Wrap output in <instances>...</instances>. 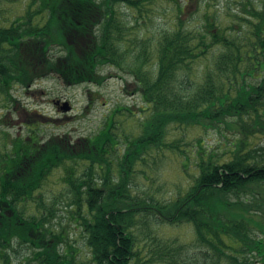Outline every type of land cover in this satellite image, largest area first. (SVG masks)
<instances>
[{
  "label": "trees",
  "instance_id": "trees-1",
  "mask_svg": "<svg viewBox=\"0 0 264 264\" xmlns=\"http://www.w3.org/2000/svg\"><path fill=\"white\" fill-rule=\"evenodd\" d=\"M153 1L31 0L25 14L0 24L2 107L18 112L13 84L29 86L49 75L66 85L99 82V68L114 65L133 78L149 111L139 121L141 131L123 139L121 155L112 117L96 134L79 138L62 133L41 139L32 129L27 136L4 132L0 264H10L13 243L26 245L35 264H73L66 231L55 220L62 215L60 202L80 227L93 264H145L154 256L161 264H264V146L255 141L264 140V0L229 3L221 14L224 24L217 19L219 1L200 0L199 27L189 26L190 15L184 14L189 2L193 14L199 0H166L175 15L171 28L160 31L155 48L140 36L138 51L132 39L133 48L122 50L120 43L131 27L119 6L140 12ZM213 46L222 52L212 54L211 65L191 80V65ZM7 114H1V124L8 122ZM25 114H35L33 120L42 117L33 110ZM181 123L213 129L224 136L226 147L207 149L200 138L194 145L188 139L173 141L186 173L182 184L161 199L133 193L143 156L167 145L169 125ZM184 143L190 150L182 148ZM55 171H62L64 190L44 195L41 189ZM148 223H187L193 241L156 238L150 256L143 255L141 262L143 247L134 231Z\"/></svg>",
  "mask_w": 264,
  "mask_h": 264
},
{
  "label": "rangeland",
  "instance_id": "rangeland-1",
  "mask_svg": "<svg viewBox=\"0 0 264 264\" xmlns=\"http://www.w3.org/2000/svg\"><path fill=\"white\" fill-rule=\"evenodd\" d=\"M184 1L180 0L182 4H184ZM218 1V5L216 7L214 6L220 12L217 14V19L222 20L224 24L225 22L227 23V20L221 14L224 13L229 3L231 5L238 0ZM30 2L31 0H0V24L8 25L18 16L25 14L26 7ZM191 5V2L185 5V17L190 15L189 26L199 27L202 24L200 15L204 10L202 3L201 1L198 3L193 14ZM119 9L131 27L127 31V34L123 36L124 40L120 43L122 50H126L127 48L132 49L135 43V50L138 51L141 45L139 41L140 36H143L146 41L148 39L146 44L150 45V49L155 48L160 31L171 28L175 15L171 2L166 0H155L149 4L146 3L140 12L136 8L126 5H120ZM239 24L238 21L232 23L236 27ZM142 33L145 34L141 35ZM129 39H132L134 43L129 44ZM53 50L54 53L58 52V49ZM222 50L223 48L220 46L210 48L206 57L201 58V61L194 66L191 65L193 73L189 78L193 80L194 73L199 72L206 64V67H209L213 59L212 54L215 53L217 55ZM151 54L152 59L155 58V55L153 53ZM127 61L131 62L130 58ZM99 73L103 76L99 82L86 81L79 84L66 85L59 77L49 75L36 80L29 86L13 84L10 92L17 100L16 107L18 108V112H14L13 106L12 108H4L1 106L5 101L3 94L0 92V116L2 113H8L6 117V121L8 122L6 124L0 123V145L3 141L4 132L10 137H13L14 134L27 136L32 133L31 129L33 130V134L41 139L51 134L62 133H68L73 138L91 136L101 130L108 118L112 117L115 125L112 131L117 134V138L119 139L116 152H119L121 155L125 147L123 139L125 136L132 137L141 131L139 121L144 120L145 115L149 112L148 107L146 108L140 93L135 91L132 85L133 78L129 74H125L114 65H102L99 68ZM54 99H59V104L64 100L68 101L70 103V109L61 111L53 104ZM128 108L130 112L127 111ZM140 108H146V111L140 112ZM26 110H33L36 113H40L42 116L41 119L33 120L32 117L36 115L25 114ZM28 118L34 122L33 125L25 123V121L28 122ZM35 120L40 121L42 124L36 123L34 125ZM165 137L167 145H162L160 149H157V147L153 148L149 154L143 156L144 162H141V165H139L140 170L134 176V184L131 188L133 193L142 196L154 195V197L161 199L174 193L177 186H180L185 178V172L181 170L178 155L176 152H173L174 147H171L173 141L183 142L188 139L194 145L196 139L200 138L201 141H204L207 149H214L220 152L226 147L224 144V136H221L213 129H194L186 127L184 123L177 125L170 124ZM255 141L258 145L264 146V140L262 138L256 137ZM182 148L190 150L188 143H184ZM193 149H195L194 146ZM111 157L115 165L114 155ZM189 171H192V167H190ZM61 174L62 171H55V173L49 176L47 182L41 189L44 195H58L59 192L64 190L61 186ZM57 205L60 211L59 214L62 213V215L55 220L61 221L57 226L59 229L62 226L66 231L65 240H67L68 245L72 246L74 253L73 264H93L91 252L86 245V240L82 235L80 227L77 226V223L73 219L67 216L61 202ZM26 213L28 214L29 211ZM151 231L155 235L149 236ZM134 233L141 240L143 247L141 255H146L147 258L150 256L148 252L157 243L156 238L184 244L193 241L192 227L186 223H163V225L159 226L148 223L144 227H137ZM150 239H154V242ZM8 252L10 254V264H35V262L30 260V249L26 248L24 244L13 243L12 250ZM144 261L143 256L141 262ZM145 264L161 263L154 256L152 260L149 262L146 261ZM254 264L259 263L256 262Z\"/></svg>",
  "mask_w": 264,
  "mask_h": 264
},
{
  "label": "water",
  "instance_id": "water-1",
  "mask_svg": "<svg viewBox=\"0 0 264 264\" xmlns=\"http://www.w3.org/2000/svg\"><path fill=\"white\" fill-rule=\"evenodd\" d=\"M61 109L62 110H68L69 109V105H68V102H64L62 105H61Z\"/></svg>",
  "mask_w": 264,
  "mask_h": 264
}]
</instances>
